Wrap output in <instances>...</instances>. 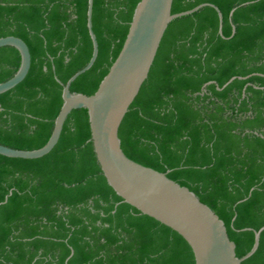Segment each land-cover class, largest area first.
Here are the masks:
<instances>
[{
    "label": "trees",
    "instance_id": "trees-1",
    "mask_svg": "<svg viewBox=\"0 0 264 264\" xmlns=\"http://www.w3.org/2000/svg\"><path fill=\"white\" fill-rule=\"evenodd\" d=\"M139 1L93 0L98 54L72 93L97 90ZM204 3L221 12V34L209 6L172 20L118 135L129 159L166 173L210 207L241 258L264 226V0H173L171 12ZM87 7L88 0H0V38L22 39L31 56L24 80L0 94L1 145L35 150L48 141L62 84L92 54ZM19 65L17 49L1 47L0 83ZM0 264L195 261L179 234L122 202L107 184L87 110L76 109L48 154L0 155ZM241 264H264V230Z\"/></svg>",
    "mask_w": 264,
    "mask_h": 264
},
{
    "label": "water",
    "instance_id": "water-1",
    "mask_svg": "<svg viewBox=\"0 0 264 264\" xmlns=\"http://www.w3.org/2000/svg\"><path fill=\"white\" fill-rule=\"evenodd\" d=\"M172 3L173 0H140L136 4L118 56L97 90L92 95H85L72 93L70 86L78 76L92 67L98 54L96 36L92 30L93 0H88L86 16L92 54L88 63L62 84V106L48 141L35 150H18L0 144V155L37 159L48 154L57 144L68 115L73 110L86 109L90 141L97 163L107 184L122 202L179 234L190 247L195 264H241L257 250L264 226L254 231V243L250 251L238 258L235 243L230 240L224 222L210 207L187 187L168 178L166 173L129 159L121 148L118 135L120 125L148 78L171 21L209 6L217 12L218 31L221 34L222 15L213 4L204 3L172 14ZM1 47H14L20 54L16 73L0 83V94H3L24 80L30 68L31 56L26 43L18 37L0 38Z\"/></svg>",
    "mask_w": 264,
    "mask_h": 264
}]
</instances>
